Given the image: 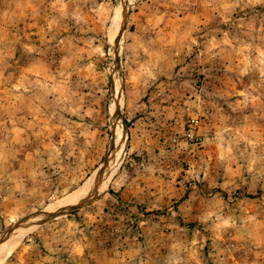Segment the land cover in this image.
I'll use <instances>...</instances> for the list:
<instances>
[{
    "label": "rangeland",
    "instance_id": "rangeland-1",
    "mask_svg": "<svg viewBox=\"0 0 264 264\" xmlns=\"http://www.w3.org/2000/svg\"><path fill=\"white\" fill-rule=\"evenodd\" d=\"M0 264H264V0H0Z\"/></svg>",
    "mask_w": 264,
    "mask_h": 264
},
{
    "label": "bare ground",
    "instance_id": "bare-ground-1",
    "mask_svg": "<svg viewBox=\"0 0 264 264\" xmlns=\"http://www.w3.org/2000/svg\"><path fill=\"white\" fill-rule=\"evenodd\" d=\"M115 133H116V139H117L115 149H113V151L110 152V156L107 159L104 167L102 168L103 173L99 174L100 176H106L107 177V175L109 173L108 171H110L111 169L114 170L115 168H117L119 163H120V160L122 158V151H123V146H124L123 136L120 133V131H116ZM104 180H105V178H104ZM101 181H103V178ZM91 183H92V181L87 182L84 187L80 188L78 191L73 193V195H70L66 200H64L63 202H61L57 205H54V206L50 207L49 209H47V212H50V215H48L47 217L50 218L53 214L60 213L61 211L63 212V210H66V209L75 208L76 206H80V205L84 204L85 202H87L88 200L95 197L96 194L95 195L89 194V192H90L89 188L91 186ZM94 193H96V192H94ZM92 194H93V192H92ZM67 203H68V205L66 206ZM57 207H61V208L60 209H52V208H57ZM43 218L33 220L32 223L23 230V233L28 232L29 230L35 228L34 225H39L42 222H44L45 217L43 216ZM28 223H30V222H28ZM3 258H4V256H3Z\"/></svg>",
    "mask_w": 264,
    "mask_h": 264
},
{
    "label": "crops",
    "instance_id": "crops-1",
    "mask_svg": "<svg viewBox=\"0 0 264 264\" xmlns=\"http://www.w3.org/2000/svg\"><path fill=\"white\" fill-rule=\"evenodd\" d=\"M75 193V192H74ZM73 195V194H72ZM57 205V204H56ZM68 205V203L66 204V206ZM54 206V205H53ZM78 207V206H76ZM61 207H57V208H52V209H60ZM69 209H66V210H63V211H67ZM62 212V211H61ZM47 214H50V212H47ZM53 215H56V214H53ZM30 225V224H29ZM35 227L38 226V225H34Z\"/></svg>",
    "mask_w": 264,
    "mask_h": 264
}]
</instances>
